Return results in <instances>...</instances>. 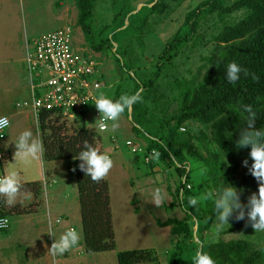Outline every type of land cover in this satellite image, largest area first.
I'll use <instances>...</instances> for the list:
<instances>
[{
    "label": "rangeland",
    "instance_id": "rangeland-1",
    "mask_svg": "<svg viewBox=\"0 0 264 264\" xmlns=\"http://www.w3.org/2000/svg\"><path fill=\"white\" fill-rule=\"evenodd\" d=\"M150 1L152 0H95L93 16L90 19L95 40L97 42L108 40L115 33L113 48L96 53L85 44L84 35L77 26L76 0H0V116L5 115L10 121L5 138L0 139V152L7 149L11 151L6 162H12L15 149L11 143L20 131L31 130L34 135L39 132L38 122L30 108L18 107V104L31 101L29 77L23 62L26 43L63 26H71L74 30L75 50L86 51L99 63L97 75L103 85L102 94L108 99H115L117 90L119 96L130 95L136 81H144L154 72L157 58L182 26L185 15L205 0H162L166 5L164 13L149 14L146 8L138 12L142 7L148 6ZM232 1L234 0L226 1V4ZM244 14V11L235 13L226 18L225 23L235 24ZM124 18L125 25L129 24L130 27L124 30L125 26L119 30L118 27ZM222 27L223 24L216 18L202 24L199 34L204 38L203 43L189 44L172 65L164 70L158 87L150 94L145 105L147 112L144 115L150 118L149 125L153 127L149 128L148 124H144V130L150 133L156 131L162 118L168 119L177 111L178 101L175 99L177 92L172 89L173 80L186 81L188 85L204 74L206 58L214 50V45L208 41ZM156 100H159L157 104ZM85 122L90 131L97 133L96 122L91 112L86 114ZM62 123L65 126L63 130L65 135H71L77 129V125L71 121L61 119L58 125ZM118 123L119 128L115 132L108 130L98 133L101 137L98 142L99 150L107 151L113 160V167L106 177L110 183L116 249L87 254L82 250L81 243V247L78 248L82 250L81 258L88 259L90 264H118V252L149 248L157 252L159 264H167V259L174 252V236L170 227L161 228L157 222L184 217L183 210L175 200V192L182 178L176 173L174 166L168 167V161L165 163L156 161L157 164L153 167L145 163L148 140L142 133L138 134L133 129L135 125L130 115L123 113ZM182 133L193 137L192 143L202 158L201 162L195 161L188 157L186 150L184 151L189 158L187 170H192V183H189V186L197 187V183L207 179L206 172L209 166L204 163L207 161L212 164L214 160L215 150L211 143L210 131L201 125L188 123L178 134ZM128 140L136 143L141 151L131 153L125 144ZM42 162L43 159L30 176L39 172L45 178L47 166H43ZM4 163L0 162V167ZM63 167L67 168L66 171L70 172L75 183L73 170L71 171L67 164L60 165V168ZM157 187L165 194V199L159 207L151 204L150 198L151 191ZM47 188L48 186L46 191ZM252 194L254 193L251 191L239 194L240 202L246 204ZM8 219L9 229L0 231V246L3 249L0 264H16V256L20 257L14 248L18 242L22 243V240L16 239L15 236L19 228L18 219L14 216ZM233 222L234 220L230 219L229 224L224 225L219 231L216 230L214 223L205 235L206 239L215 242L247 239L256 248L264 247V233H255L250 226L227 232ZM55 226V222L52 221V231L58 236L63 231L58 232V225L56 228ZM46 231L48 232V227ZM13 232L15 234H11ZM61 258L62 256L56 257L58 263Z\"/></svg>",
    "mask_w": 264,
    "mask_h": 264
},
{
    "label": "trees",
    "instance_id": "trees-1",
    "mask_svg": "<svg viewBox=\"0 0 264 264\" xmlns=\"http://www.w3.org/2000/svg\"><path fill=\"white\" fill-rule=\"evenodd\" d=\"M226 1L228 0L202 1L185 15L182 26L157 58L154 72L146 80L135 82L131 94H138L140 101L133 104L130 114L127 110L124 113L130 115L135 125L133 129L147 137L146 152L156 153L155 160L149 165L153 167L157 164L156 161H168V167L174 166L176 173L183 179L175 192V200L183 210L184 217L157 222L161 228L170 227L174 236V252L167 259V264H192L197 247L210 255L215 264H264V247L256 248L247 239L215 242L208 241L205 237L215 223L212 201L216 198L218 189L233 186L238 194L257 191V182L248 173V167L253 163L248 155L250 149L236 146L240 133L246 130L247 114L242 110L244 105H250L255 113L254 127L264 128V0H234L229 4ZM150 5L152 6L149 7ZM76 8V23L84 35L85 44L96 53H101L106 48L112 49L115 33L105 41L97 42L94 38L90 19L93 16L95 0H76ZM144 8L149 10V14H162L166 5L162 0H152L138 12H142ZM240 11L245 12L242 19L235 24L225 23L226 18ZM214 18L223 27L208 41L214 45V50L206 58L204 74L188 85L186 81L174 79L172 89L177 92V111L168 119L162 118L156 131L150 133L144 130V124H148L149 128L153 127L149 125L150 118L144 115L147 112L145 105L150 94L158 87L164 70L172 65L189 44L203 43L204 38L199 34L202 24ZM123 27L124 30L130 27L129 24L125 25V18L118 29ZM229 62L237 63L248 72L247 76L241 73L235 85L228 84L224 78L225 67ZM116 94L118 98V90ZM60 120L61 117L53 115L52 112H42L39 116L44 158L47 161L71 162L77 182L85 253L114 251L116 241L108 179L105 176L102 180L93 182L76 167L80 161L73 159L83 148L85 140L99 150L98 142L101 137L89 130L83 115L75 121L77 129L71 135L63 133L65 126L64 123L58 125ZM188 123L206 127L210 131L215 150L212 164L204 160V165L209 166L207 179L197 183V187L189 186L192 183V170H187V161L188 157L198 162L202 158L192 143L193 137L190 134H178ZM246 159L248 167L242 163ZM22 188L25 190L26 186L22 185ZM181 192L184 193L183 199ZM205 192L209 193L207 201L199 202L195 207L187 206L189 196H199ZM9 211L5 208L4 214L8 215ZM240 228H246L244 221H234L227 232ZM117 261L118 264L160 262L157 252L149 248L120 251L117 253Z\"/></svg>",
    "mask_w": 264,
    "mask_h": 264
},
{
    "label": "clouds",
    "instance_id": "clouds-1",
    "mask_svg": "<svg viewBox=\"0 0 264 264\" xmlns=\"http://www.w3.org/2000/svg\"><path fill=\"white\" fill-rule=\"evenodd\" d=\"M243 73L248 75L247 70L242 69L237 63L226 64L224 78L228 84L235 85ZM255 79V77H253ZM138 94H121L118 98L108 99L104 94H98L93 101L99 118L95 121L100 129H104L106 122L111 132L119 128V118L125 111H131L133 104L140 101ZM246 113V130L242 131L236 141L238 148H249V158L253 161L248 167V160H244L243 166L248 167V173L257 182V191L252 194L246 204L240 202V195L233 186H224L217 190L216 198L212 201V211L215 216L216 230L219 231L232 219L236 222L244 221L245 227H251L255 233H264V128H255V113L250 105L243 106ZM7 116H0V131L9 129ZM230 135V134H229ZM14 146L12 162H5L0 167V207L9 208L31 199V192L22 188L36 165L41 161L44 152L39 132L34 135L31 130L20 131L11 143ZM80 161L76 166L84 175L93 182L102 180L112 169L113 160L107 151H100L86 140L83 148L73 158ZM75 170V169H74ZM183 199L184 193H180ZM151 204L159 207L165 199L162 189L157 187L151 191ZM209 193L199 196H189L187 206L195 207L199 202L207 201ZM247 217V220H245ZM7 220L0 219V227L6 226ZM53 237L48 254L52 257H60L76 248L80 241V234L75 228H68L58 236L49 232ZM192 264H215L214 260L206 252L197 247L192 257Z\"/></svg>",
    "mask_w": 264,
    "mask_h": 264
},
{
    "label": "built area",
    "instance_id": "built-area-1",
    "mask_svg": "<svg viewBox=\"0 0 264 264\" xmlns=\"http://www.w3.org/2000/svg\"><path fill=\"white\" fill-rule=\"evenodd\" d=\"M73 34L74 30L67 25L26 43L23 61L29 77L31 101L18 104V107L30 108L37 121L42 112H52L73 123L81 115L85 119L88 112L93 114L95 121L99 118L93 105L103 88L97 75L99 63L86 51L75 50ZM96 128L97 133L106 132L109 130L108 122L104 129H100L97 123ZM6 131H0V139L5 138ZM125 144L131 153L141 151L133 141L128 140ZM155 156V151L145 152V163L150 164ZM9 158V153L0 152L1 163ZM4 213L5 208L0 207V219L7 220L0 231L10 227ZM56 223L59 224L60 220Z\"/></svg>",
    "mask_w": 264,
    "mask_h": 264
},
{
    "label": "crops",
    "instance_id": "crops-1",
    "mask_svg": "<svg viewBox=\"0 0 264 264\" xmlns=\"http://www.w3.org/2000/svg\"><path fill=\"white\" fill-rule=\"evenodd\" d=\"M39 136L42 141L40 127ZM3 152L11 153L8 149ZM42 159L44 160L42 162L43 166H47L44 174L45 178L38 172L22 183V185L26 186L25 190L31 192V199L22 203L18 202L14 206L6 208L8 211L10 210L7 217L14 216L18 219L17 223L19 224L17 226L19 225V228L17 227L18 230L15 232V236L16 239L22 240V243L18 242L16 247H14L16 254L20 256H16L15 263H58L56 257L48 254V249L53 242V237L49 235V232H53L52 221H54L56 226L58 225V232L68 228H75L81 235L78 246L65 253L58 264H90L88 259L81 258L84 244L77 182H73L72 175L69 171H66L67 168H60L61 164H67V167H70L71 170V162L66 160L47 161L44 158V152ZM57 220H60L59 224L56 223ZM46 226L48 227V232L46 231ZM81 243L83 244L82 247L80 246ZM79 247L82 248L81 251L78 249ZM2 254L3 249L0 246V262Z\"/></svg>",
    "mask_w": 264,
    "mask_h": 264
}]
</instances>
